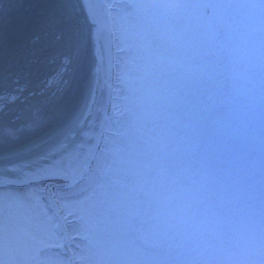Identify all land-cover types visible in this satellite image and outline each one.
Instances as JSON below:
<instances>
[{
  "label": "rangeland",
  "instance_id": "rangeland-1",
  "mask_svg": "<svg viewBox=\"0 0 264 264\" xmlns=\"http://www.w3.org/2000/svg\"><path fill=\"white\" fill-rule=\"evenodd\" d=\"M105 4L101 151L77 185L0 189V264H264V0Z\"/></svg>",
  "mask_w": 264,
  "mask_h": 264
},
{
  "label": "water",
  "instance_id": "water-1",
  "mask_svg": "<svg viewBox=\"0 0 264 264\" xmlns=\"http://www.w3.org/2000/svg\"><path fill=\"white\" fill-rule=\"evenodd\" d=\"M111 79L101 0H0V185L71 182L99 145Z\"/></svg>",
  "mask_w": 264,
  "mask_h": 264
},
{
  "label": "bare ground",
  "instance_id": "bare-ground-1",
  "mask_svg": "<svg viewBox=\"0 0 264 264\" xmlns=\"http://www.w3.org/2000/svg\"><path fill=\"white\" fill-rule=\"evenodd\" d=\"M47 183L52 184V185H61L62 184V182H60V181H48Z\"/></svg>",
  "mask_w": 264,
  "mask_h": 264
},
{
  "label": "flooded vegetation",
  "instance_id": "flooded-vegetation-1",
  "mask_svg": "<svg viewBox=\"0 0 264 264\" xmlns=\"http://www.w3.org/2000/svg\"><path fill=\"white\" fill-rule=\"evenodd\" d=\"M60 230H61V228H60ZM15 258V257H14Z\"/></svg>",
  "mask_w": 264,
  "mask_h": 264
}]
</instances>
